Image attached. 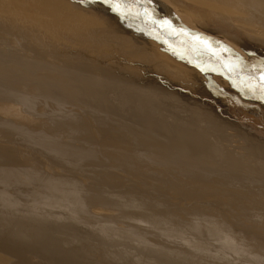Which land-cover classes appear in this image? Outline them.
Returning a JSON list of instances; mask_svg holds the SVG:
<instances>
[{"label":"rangeland","instance_id":"rangeland-1","mask_svg":"<svg viewBox=\"0 0 264 264\" xmlns=\"http://www.w3.org/2000/svg\"><path fill=\"white\" fill-rule=\"evenodd\" d=\"M6 1L0 5V9L10 8L14 12V8H19L21 12L16 14L18 18L23 17L24 11L37 12L44 17L45 12L53 8L133 11V14L149 12L168 23L166 28L175 29L189 39L176 38V43L166 41L165 50L168 53L164 54L165 59L150 52L143 63L132 56L114 54L104 57L114 70V76L105 84L107 97L112 96L116 106L124 102L125 112L114 108L105 114L81 111L63 103L6 88L0 82V156L7 158L5 163H0V209L16 195L24 197L26 194H36L39 199L32 204L19 198L18 204L23 205L13 213H19L16 216L29 223L43 225L45 230L60 229L63 234H71L84 241L106 242L111 246L115 244L108 248V252L118 264H264V255L259 256L254 251L256 232L252 245L253 232L229 229L230 232H224V236H221V232H211L204 224L217 220L214 214L227 215L222 213V207L217 206L216 201L210 202L209 199L214 194L220 195L217 193L219 187L233 189L240 185V179H237L240 175L232 173L233 168H238V173L244 177L254 178L256 175L257 166L248 161L246 165L243 162L240 165L237 155L228 158L226 150L216 148V145L224 142L228 144L226 126L233 124L237 115L263 116L264 92L260 85L264 83V65L233 53L226 44H210L209 37L205 39L189 27L204 25L235 45L254 43L259 48L264 45V41L259 38L264 34V7L240 6L228 0H113L117 5L115 8L105 0ZM173 9H177L180 16H174L171 13ZM111 16L109 19H115L121 25V15ZM30 34V31L10 25L7 19L0 21V65L9 59H16L29 74L28 50L34 47ZM46 42L50 47L60 45L55 41ZM190 54L196 57L195 63L187 57ZM172 71L184 78L183 87L175 85L168 78V72ZM43 73L40 71L39 75ZM199 81L206 90L199 86ZM195 93L211 94L216 99L211 104L202 103ZM139 108L145 113H140ZM7 110L11 112L7 113ZM81 113H87L88 116L83 117ZM146 115L159 119L153 122L152 131L140 125L146 120ZM49 117L66 118L78 125L88 119L101 133H110L125 148L137 153L144 152L147 158L143 170L138 172L135 167H125L123 164L113 166L106 158L102 159L103 169L73 170L46 154L44 147L33 137L37 127ZM109 121L113 124V133L108 131ZM178 123L191 127L208 124L209 129L215 130L206 131L212 139L204 153L208 155L211 150L216 159H219L217 155L224 153V158L223 162L217 163V172L204 181L186 171L174 180L163 178L153 168L154 157L182 160L176 148L157 133L164 131L174 136L186 131L184 127L177 126ZM125 127H131L134 135L127 134ZM16 143L23 144V147ZM181 145L185 146V143ZM7 172L11 174L10 180L4 178ZM227 174H230L229 177ZM31 179L70 182L86 197L85 200L97 198L103 200L104 204L98 205L97 202L93 207L91 204L90 210L86 209L90 211L87 215L40 211L43 207L40 201L42 191ZM208 186L215 188L210 191ZM247 202L264 207L258 194ZM24 205L34 208L24 209ZM83 205L81 203L84 208ZM193 222L202 223L206 230L200 233L202 231L195 228H191L193 230L190 232L187 228V231L179 228L181 224ZM115 241L121 244L117 245ZM155 246H158L157 253L147 252V249L151 250ZM89 250L104 252L100 247L86 251ZM0 251L17 262L21 260L20 255L25 256L27 261L28 257L32 258L28 250L5 245L4 242H0Z\"/></svg>","mask_w":264,"mask_h":264},{"label":"bare ground","instance_id":"bare-ground-1","mask_svg":"<svg viewBox=\"0 0 264 264\" xmlns=\"http://www.w3.org/2000/svg\"><path fill=\"white\" fill-rule=\"evenodd\" d=\"M228 2L240 6L264 7V0H228ZM4 3L7 1L0 0V5ZM20 12L19 8H14V12L10 8L3 11L0 9V21L7 19L10 21V25H16L23 31H30V37L34 44V47L28 50L27 63L30 72L28 74L21 68L20 61L9 59L0 65V82L9 89L36 95L47 101L63 103L77 110L98 114H105L111 108L125 112L126 108L124 102L116 106L113 97H107L108 93L104 89L105 84L109 78L114 76V70L106 63L105 56L114 54L132 56L137 57L139 62L143 63L146 62L145 57L150 52L165 59L164 54L168 53L165 50L166 41L176 43V38L189 39L175 29L166 28L168 23L157 19L153 13L149 12L133 14V11L108 12L100 9L53 8L47 10L44 17L37 12L27 13L24 11L23 17L18 18L16 14H20ZM171 13L174 16H180L177 9H173ZM111 15H121L123 19L121 25L115 19H109L112 17ZM189 27L203 35L205 39L209 37L210 44H226L232 48L233 53L264 65V54L261 53L264 52V45L259 48L254 43L235 45L218 36L207 26ZM259 38L264 41V34ZM46 41H55L60 45L59 47H50L47 46ZM187 57L192 63L196 58L193 54ZM40 71L44 73L39 75ZM124 75L128 79V76ZM167 75L175 85L180 87L185 85L184 78L175 71L168 72ZM199 86L206 90L200 81ZM195 94L200 102L206 104H211L216 99L211 94ZM2 110L5 111V109ZM10 112L11 110H7V113ZM139 112L145 113L142 108H139ZM80 115L88 116L87 113ZM154 121H159V119L157 117L153 119L146 115V120L140 125L146 130L152 131ZM177 126L184 127L186 131L178 132L174 136H169L164 131H157V133L176 148L182 160L170 161L164 156L154 157L152 158L153 168L157 174L171 180H174L183 171L196 175L201 181L206 180L217 172V163L224 158V153L217 155L219 159L212 156L211 150L208 155L204 153L212 139L209 138L206 131L215 130L209 129L208 124L191 127L178 123ZM112 128L113 124L109 121L108 131L113 133ZM226 128L225 138L228 144L224 142L216 145V148L221 147L223 151L226 150L228 158L237 155L240 165L242 162L246 165L247 161L253 163L254 166H257L256 175L254 178L244 177L238 173V168H233L234 172L232 173L240 175L237 178L240 179V185L233 189L218 186L217 193L220 195L214 194L209 199L210 202L216 201L217 206L222 207V213H227V215L214 214L213 216L217 220L207 221L204 224L211 232L212 230L217 233L221 232V236H224V232H230L229 229H234L237 232H253L252 245L254 232H256L254 251L262 256L264 255V207L250 204L247 201L258 194L264 204V113L262 117L258 118L237 115L233 124L227 125ZM124 131L129 135H134L131 127H125ZM33 137L44 147L46 154L77 171L103 169L102 159L106 158L113 166L123 164L125 167H135L138 172H141L144 160L147 158L144 152L137 153L131 148H125L110 133H101L88 119H84L82 124L78 125L73 120L66 118L49 117L37 127ZM179 142L185 143V146L178 144ZM17 145L23 147V144ZM6 160V157L0 156L1 164ZM10 175L7 172L4 178L10 180ZM229 175L226 176L229 177ZM231 177L233 176L231 175ZM12 179L14 180V178ZM31 181L42 191L40 201L43 207L39 210L49 214L53 211H65L69 214L76 212L87 215L90 211L87 212L86 209L90 210L91 204L92 207L97 202L98 205L99 203L104 204L103 200L97 198L85 200L86 197H83L70 182L54 179H31ZM214 188L215 186H208L210 191ZM246 191L249 193H245ZM0 198H2L1 192ZM5 198L8 197L5 196ZM19 198H24L31 204L39 199L36 194H26L24 197L16 195L11 202L2 206L3 211L0 209V242L28 250L27 253L32 254V258L28 257L27 261L25 256L20 255L21 260L17 262L0 251V264H118L108 252L109 247L115 246L113 243L111 246L105 242V238L108 237L104 238V244L103 242L92 243V241L89 243L87 240L84 241L71 234H63L60 229V231L45 230L43 225H35L36 223L32 222V224L31 221L29 223L25 221L26 219L23 220L16 216L17 213H13L20 205H23L18 204ZM83 200L84 202H82ZM81 203H84V208ZM24 206V209L34 208L31 205ZM205 226L200 222H193L188 225L181 224L179 228L181 230L187 228L189 232L193 230L191 228H195L203 233L206 230ZM89 239L91 240V238ZM94 239L96 240V238ZM102 239L98 238L97 240ZM95 240L93 241L95 242ZM111 240L106 239V241ZM118 244L120 245L121 242ZM93 247H100L104 252L86 251ZM154 248L147 249V252L157 253L158 246Z\"/></svg>","mask_w":264,"mask_h":264},{"label":"snow or ice","instance_id":"snow-or-ice-1","mask_svg":"<svg viewBox=\"0 0 264 264\" xmlns=\"http://www.w3.org/2000/svg\"><path fill=\"white\" fill-rule=\"evenodd\" d=\"M105 2L112 4V6H113L114 8L117 7V5H116L115 3H113V0H105ZM262 79H264V77H262ZM260 88H261V91L264 92V83H262V84L260 85Z\"/></svg>","mask_w":264,"mask_h":264}]
</instances>
